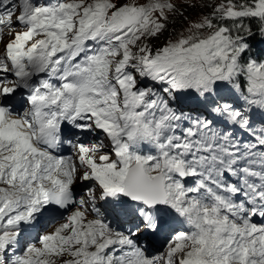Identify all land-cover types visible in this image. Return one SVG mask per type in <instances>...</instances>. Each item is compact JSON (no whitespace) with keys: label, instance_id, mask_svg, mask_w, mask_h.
Listing matches in <instances>:
<instances>
[{"label":"snow or ice","instance_id":"snow-or-ice-1","mask_svg":"<svg viewBox=\"0 0 264 264\" xmlns=\"http://www.w3.org/2000/svg\"><path fill=\"white\" fill-rule=\"evenodd\" d=\"M0 264H264V0H0Z\"/></svg>","mask_w":264,"mask_h":264},{"label":"rangeland","instance_id":"rangeland-1","mask_svg":"<svg viewBox=\"0 0 264 264\" xmlns=\"http://www.w3.org/2000/svg\"><path fill=\"white\" fill-rule=\"evenodd\" d=\"M193 17L195 16V13H192Z\"/></svg>","mask_w":264,"mask_h":264}]
</instances>
